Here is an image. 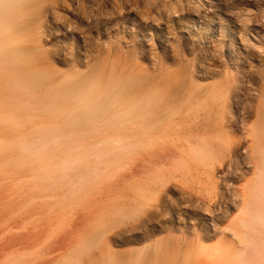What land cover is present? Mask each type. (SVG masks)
<instances>
[{
	"label": "bare ground",
	"instance_id": "bare-ground-1",
	"mask_svg": "<svg viewBox=\"0 0 264 264\" xmlns=\"http://www.w3.org/2000/svg\"><path fill=\"white\" fill-rule=\"evenodd\" d=\"M193 2L0 0V118L14 130L32 129L15 137L12 158L22 166L36 164L44 175L56 160L62 171L78 164L86 195L89 184L101 176L100 166L115 170L141 150L174 142L184 116H197L218 101L221 116L232 110L229 100L239 106L234 86L197 84L194 60L170 38L173 16L197 23L195 6H189ZM68 37L80 39L82 46L72 45ZM48 39L56 41L53 48ZM57 66L68 70L57 71ZM258 78L248 76L249 86L261 87L251 89L257 105L243 107L242 116L255 174L233 231L239 244L226 248L216 264H264V78ZM193 143L194 152L212 169L217 154L227 153L233 162L231 155L241 145L228 132L226 137L200 136ZM168 184H158L154 192L172 191ZM145 206L134 211L135 218L145 213ZM144 255L137 260L142 262Z\"/></svg>",
	"mask_w": 264,
	"mask_h": 264
},
{
	"label": "rangeland",
	"instance_id": "rangeland-1",
	"mask_svg": "<svg viewBox=\"0 0 264 264\" xmlns=\"http://www.w3.org/2000/svg\"><path fill=\"white\" fill-rule=\"evenodd\" d=\"M192 2L197 23L173 16L170 38L194 60L197 84L234 86L239 106L229 100L232 110L221 116L218 101L197 116H184L174 142L141 150L115 170L100 166L101 176L86 195L78 164L62 171L56 160L44 175L36 164L13 159L15 137L24 130L0 118V264H216L226 248L239 244L233 231L255 174L242 116L243 107L257 105L251 89L261 87L249 86L248 76L264 78V0ZM47 41L51 48L56 44ZM226 132L241 145L233 162L227 153L217 154L212 169L194 152L193 139ZM162 182L172 191L154 192ZM142 204L145 213L135 218ZM131 213L134 218H124ZM151 214L156 215L150 220ZM143 221L148 225L142 227ZM99 233L102 238L86 247Z\"/></svg>",
	"mask_w": 264,
	"mask_h": 264
}]
</instances>
